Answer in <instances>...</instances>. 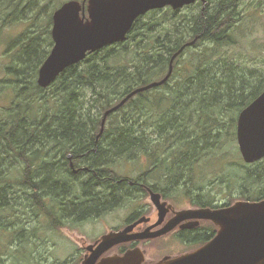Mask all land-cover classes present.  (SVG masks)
<instances>
[{"label": "trees", "instance_id": "obj_1", "mask_svg": "<svg viewBox=\"0 0 264 264\" xmlns=\"http://www.w3.org/2000/svg\"><path fill=\"white\" fill-rule=\"evenodd\" d=\"M41 1L36 0L37 3ZM207 1L201 11L192 16L191 22L190 16L183 18L174 32L169 28L165 38H156L159 47H154V51L147 53L145 58L121 45L90 54L82 64L66 69L51 85L59 89L54 97L60 96L54 110L49 113L41 109L39 118L36 107L47 104L49 98H45L46 89L41 88L36 79L49 55L43 46L51 33L47 31L45 35L42 32V38L28 33L12 43L10 49L20 46L19 65H24L26 72L22 67L17 69L13 63L7 72H14L20 85L18 94L28 90L33 97L28 94L29 100L22 103L24 108L18 103L17 109L6 120L0 121V213L12 208L15 212H27L30 218L44 216L48 223L46 228L51 231L61 229L69 219L75 224L78 219L87 220L93 211L103 210V203L108 200L93 196V193H107V187H114L102 179L107 174H98L96 169L108 166V159L115 161V170L120 160H139L144 143L139 129L152 124L153 128H159L162 136L161 144L153 152H160L164 162L177 160L179 175L187 165H199L197 162L202 160L206 150L221 147L226 130L224 115L237 113L234 115L237 118L240 111L264 91V72L261 63L254 70H246L237 59L218 57L197 49L204 43L217 47L237 44L233 35L244 20L236 0ZM22 6L18 0H0L1 10L4 7L11 10L3 13L6 24L12 23L13 19L23 20L28 6ZM259 11L261 6H255L254 14ZM41 12L40 9L38 13ZM52 15H48L49 26ZM173 22L170 19V25ZM240 37L241 42L247 38ZM194 41L192 47L197 50L187 53L192 48L187 47L179 55L174 62L172 76L163 87L138 93L108 117L107 121L111 119V122L103 134L96 132L101 129L102 115L106 111L136 89L166 77L174 55ZM130 55L135 58L132 62L128 61ZM139 60H144L146 67ZM114 63L119 65L118 70H113L118 66ZM162 89L165 92L156 95ZM86 104H90L88 110L84 108ZM235 117H232V123H235ZM182 136H193L194 139L181 140ZM226 137L231 139L233 136L228 134ZM49 141L61 145L59 150L64 158H67L69 150L74 155L77 152L78 155L85 154L84 160L90 171L80 181L78 206L76 188L67 179L68 175L61 172L62 168L46 171L43 151ZM237 148L236 159L234 157L229 165L222 167L219 184H226L229 193L238 189L244 201H262L264 159L247 165ZM17 167L20 173L16 171ZM166 167L171 173L172 166ZM17 173L18 177L15 176ZM115 180H119L117 175ZM0 221V244L3 246L0 260L8 251L12 264H27L31 244L38 246L40 241L37 227L16 220ZM23 249L28 257L18 258L16 253Z\"/></svg>", "mask_w": 264, "mask_h": 264}, {"label": "flooded vegetation", "instance_id": "obj_2", "mask_svg": "<svg viewBox=\"0 0 264 264\" xmlns=\"http://www.w3.org/2000/svg\"><path fill=\"white\" fill-rule=\"evenodd\" d=\"M81 5L80 15L84 21L89 20V5L90 0H78ZM206 3L208 1L206 0ZM177 15L181 10H173L172 8L153 9L144 15H141L135 20L133 26L127 34L125 42L114 44L106 48L122 47L128 49L129 52L138 49L141 51L142 44L147 43L146 33L156 34V30L150 25L146 26L144 19L147 17L156 16L162 11L169 10ZM50 35L46 44H48V54H50L55 47V42L52 37V30L54 28V17L52 16ZM155 32V33H154ZM157 39H162L159 37ZM131 47H133L131 49ZM157 48V42L154 44ZM153 47V48H154ZM152 49L151 53L154 51ZM49 49V50H48ZM146 49V48H145ZM145 49L140 53L141 58H145L148 52ZM83 63V62H82ZM80 63V64H82ZM145 124V118H143ZM157 125V122H155ZM106 128L104 129V131ZM109 130V129H108ZM102 131H96L98 134ZM113 131V130H110ZM143 134L142 149L140 153V172L137 176H130L122 170H115L114 160L108 159V166H100L96 169L98 174H107L102 177L108 183L114 184V187H107L108 192L95 191L93 196L100 198L106 197L103 210L93 211L92 216L88 219L91 221H99L105 215H114L118 211L132 209L122 215L117 216L119 223L112 225L108 232L103 234L99 239H96L92 245L99 244L101 238L109 233H118L124 230H129L128 236L134 240L123 242L108 250L102 257L124 256L129 251H137L138 256L142 260L137 263L140 264H160L167 263L171 260L178 259L182 256L192 255L210 244L219 234L220 227L213 220L201 217L202 213H215L224 210L238 202L255 203L258 201H225V188L218 184V193L212 192L208 185H203L198 182L205 181V172L203 169L196 172L195 165L184 170H181L179 175L178 161H169L162 159L160 152H153L157 146L161 144L162 136L158 127H144L140 130ZM95 135H97V133ZM182 139L192 141L193 136ZM98 140V138H97ZM178 146V145H177ZM96 148V146H94ZM61 145L53 142H48V146L43 151L45 162L48 169L54 171L60 170L67 176V179L76 188V203L78 206V189L79 181L84 179L89 174V168L84 160L85 154L74 155L71 150L68 151L67 158H64L63 153L59 150ZM65 153V151H63ZM79 156V157H78ZM125 170L134 168L129 161H126ZM172 166L171 173L168 167ZM198 166V165H197ZM116 175L119 180H115ZM197 177L201 178L199 180ZM114 180V181H113ZM227 186L226 184H222ZM104 187V186H102ZM122 190V191H121ZM227 192V191H226ZM224 193V194H223ZM232 196V194H230ZM130 203V207L126 208V203ZM100 212V213H99ZM79 220V219H78ZM77 223H80L78 222ZM165 229L167 232L162 233ZM165 241L172 246H178L183 250L173 253L167 246H163L164 252L160 259L149 260L147 249L155 244ZM87 252V250H86ZM112 252V253H111ZM88 253V252H87ZM86 256V255H85Z\"/></svg>", "mask_w": 264, "mask_h": 264}, {"label": "rangeland", "instance_id": "obj_3", "mask_svg": "<svg viewBox=\"0 0 264 264\" xmlns=\"http://www.w3.org/2000/svg\"><path fill=\"white\" fill-rule=\"evenodd\" d=\"M23 6H28L25 11L26 15L21 21L12 20V23L6 24L7 21L3 15V13L11 12L8 8H3L0 13V121L6 120L13 110L17 109L18 103H25L29 100V97H33V93L24 90L22 94H18L19 84L17 82L16 77L13 75L14 72L12 70L8 73L7 70L12 68L14 65L17 69L22 67V70L26 72V69L23 66L19 65L18 56L21 54L19 51V45L14 47V49H10L12 43L16 42L18 39L22 38L24 35L28 33H34L35 36L43 37L42 32L45 33L51 30V26H49V22H47L48 15L53 13L55 9H59L63 6V4L70 1H78V0H42L40 3H37L36 0H18ZM235 1V0H234ZM237 4L239 3V10L244 17V20L240 24L238 28H236L235 33L233 35L234 38L238 41L235 45L230 46H222L217 47L211 43H204L201 47L197 48L198 50H202L204 52H209L217 55L218 57H231L238 60L239 65L246 70H254L259 63L262 65V70L264 72V63H262V59H264V0H236ZM16 2V1H15ZM37 4V7H35ZM22 6V7H23ZM192 6H194L192 8ZM204 6L203 0H198V3L193 4L189 7L183 8L177 15H174L171 11L165 10L157 14L156 16L147 17L144 19V23L146 26H151L156 30V34L146 33L147 43L142 44L143 47L141 51L145 48V52L151 53V50L156 43V38L162 37L165 38L167 31L169 28L174 32L176 25L180 21H184L183 18L190 16V22L193 19V15L197 14L201 11ZM261 6V11L257 14H254V7ZM41 9V13H38ZM170 19L174 22L170 25ZM158 21L156 25H152V23ZM155 33V32H154ZM165 33V35H164ZM245 36L246 39L242 40L241 37ZM49 36H47L48 40ZM48 43V42H46ZM44 42L43 48H48V44ZM194 46V45H193ZM192 47L190 45L188 48ZM133 47H131L132 49ZM154 49V48H153ZM195 47H192L187 53L190 51L197 50ZM21 50V49H20ZM49 50V49H48ZM141 52L138 49H132ZM177 59V58H176ZM175 59V60H176ZM135 58L130 55L128 56V61L132 62ZM174 60V62H175ZM142 63L143 67H146V63L144 60H139ZM13 63V65H12ZM22 65V64H21ZM114 65H118L114 63ZM27 68V67H26ZM119 65L116 66L113 70H118ZM248 77H250L248 75ZM36 81L38 82V76ZM155 82V81H153ZM152 82V83H153ZM158 82V81H156ZM173 83L171 84V86ZM59 89L57 87L46 88L45 90V98H49V101L45 105L39 104L36 107V112L38 118L40 117V110L45 109L49 113L54 110V107L57 104V100L60 98L54 97V94H57ZM91 93V91H88ZM165 90H159L158 94H163ZM29 94V97H28ZM155 94V93H153ZM134 98V97H133ZM131 98V99H133ZM125 99V98H124ZM130 99V100H131ZM129 100V101H130ZM129 101H127L124 105H126ZM117 103L116 105L120 104ZM114 105V107L116 106ZM23 108L24 104L21 105ZM90 104H86L84 108L88 110ZM123 107V106H122ZM121 107V108H122ZM113 108V107H112ZM120 108V109H121ZM119 109V110H120ZM117 110V111H119ZM116 111V112H117ZM114 112V113H116ZM154 113V112H152ZM113 114V113H112ZM105 113L102 115L104 117ZM237 113H232L229 115H224V125L226 130L224 131V138L222 143L220 144L219 149H214L213 151L206 150L202 157V160L197 162L199 165L195 167L196 172H199L203 169L205 172V181L198 182L203 185H208L211 188L212 192L218 193L219 191V177L221 175L222 167L225 165H229V161H231L234 157L236 159L237 156L235 147L239 148L237 141V118L234 116ZM138 119L140 114L138 113ZM122 114L120 115V118ZM232 117H235V123H232ZM111 122L106 120V129L107 124ZM149 127L153 128V124ZM141 130V129H139ZM230 134L231 139L226 136ZM210 142V141H208ZM237 148V151H238ZM240 152V150H239ZM241 154V153H240ZM242 157V156H241ZM125 161H129L134 168L125 170L126 163ZM116 168L123 169L122 172L128 173L130 176H137L138 172H140V158L137 161H132L129 159H123L119 161ZM15 166H18L17 163L14 162ZM197 165V164H195ZM115 168V165H114ZM226 170V167H225ZM16 171L20 173V168L17 167ZM15 176L18 177L19 174ZM199 180L201 178L197 177ZM223 186L225 190V201L232 202L241 201L242 197L240 195V191L238 189H234L229 193L228 187ZM80 188V181H79ZM227 191V192H226ZM79 193V192H78ZM232 194V196L230 195ZM130 207V203H126V208ZM132 209H126L123 211H118L114 215H105L101 217L99 221H91L90 219L84 221H78L80 223H73V220L69 219L66 222V225L61 229L56 231H51L46 228L48 225L47 219L44 216H40L39 218H30L26 213L21 212V210L15 212L14 209L10 208L6 211L0 213V219L4 221L8 220H16L19 223L26 222L29 226H36V231L40 235V241L38 246H35V243L31 244V256L27 261V264H55V263H63V264H82L84 261L85 255H87L86 248L96 240L99 239L103 234L109 231L112 225H115L120 222L117 216L122 215L126 212H129ZM1 222V221H0ZM36 241V240H35ZM167 242L161 241L159 244H155L152 247H148L147 254L149 260H158L160 259L162 253L164 252L163 246ZM167 246L171 249L173 253H177L178 251L183 250L178 246H172L167 243ZM8 248V247H7ZM3 249V246L0 244V251ZM10 251V250H9ZM112 253V252H111ZM2 260H0V264H12V258L9 257L8 251L4 253ZM18 258L20 257H28V253L25 255L24 249L21 253H16Z\"/></svg>", "mask_w": 264, "mask_h": 264}, {"label": "water", "instance_id": "obj_4", "mask_svg": "<svg viewBox=\"0 0 264 264\" xmlns=\"http://www.w3.org/2000/svg\"><path fill=\"white\" fill-rule=\"evenodd\" d=\"M198 0H90L89 20L80 15L81 5L70 1L54 13L52 37L55 47L39 69L38 85L46 89L67 68L77 65L107 46L126 41L135 20L153 9L172 7L174 10L196 3ZM205 3V0H203ZM164 79L130 93L120 104L105 112L102 132L109 115L119 110L138 93L164 85L172 76L174 60ZM237 141L243 160L253 164L264 158V91L239 115ZM201 217L213 219L220 227L218 236L197 253L182 256L160 264H264V201L238 202L215 213H202ZM165 229L162 233L167 232ZM129 230L109 233L101 242L86 248L82 264H140L137 251L124 256L102 257L104 253L123 242L134 240Z\"/></svg>", "mask_w": 264, "mask_h": 264}]
</instances>
